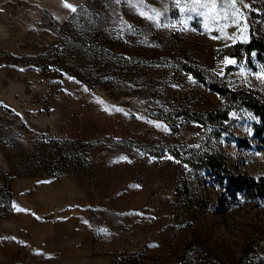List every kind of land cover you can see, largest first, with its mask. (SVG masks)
<instances>
[{
  "label": "rangeland",
  "instance_id": "374dc122",
  "mask_svg": "<svg viewBox=\"0 0 264 264\" xmlns=\"http://www.w3.org/2000/svg\"><path fill=\"white\" fill-rule=\"evenodd\" d=\"M251 36L264 0H0V264H264V201L199 161L264 175L207 84L264 102V62L222 52ZM65 138L84 161L41 174Z\"/></svg>",
  "mask_w": 264,
  "mask_h": 264
},
{
  "label": "trees",
  "instance_id": "16d2710c",
  "mask_svg": "<svg viewBox=\"0 0 264 264\" xmlns=\"http://www.w3.org/2000/svg\"><path fill=\"white\" fill-rule=\"evenodd\" d=\"M222 52L237 58L250 55V52H253L264 62V39L251 36L248 41H235L223 46ZM178 68L189 71L199 80L204 81L202 74L195 67L192 68L185 63H180ZM207 84L220 96L225 97L229 104H238L250 110L257 117V120L251 124L253 125V136L264 145V102L258 96L244 89L233 91L224 84L215 81H209ZM238 143L247 145L250 142L247 139L238 138ZM53 148L51 149V151H54L50 161L53 168H47V171L41 174H52L55 171L62 170V165L74 167L80 160L84 161L85 159L80 150L83 147L73 143L71 139L65 138L64 141H60ZM199 161L202 166L211 172L212 176L222 185L232 199L236 200L243 197L246 199L259 198L264 201V175L234 172L228 167L225 157L217 152H203L199 156Z\"/></svg>",
  "mask_w": 264,
  "mask_h": 264
},
{
  "label": "snow or ice",
  "instance_id": "6c2138e0",
  "mask_svg": "<svg viewBox=\"0 0 264 264\" xmlns=\"http://www.w3.org/2000/svg\"><path fill=\"white\" fill-rule=\"evenodd\" d=\"M67 7L71 8L73 11H75V8L72 7L71 5H66Z\"/></svg>",
  "mask_w": 264,
  "mask_h": 264
}]
</instances>
